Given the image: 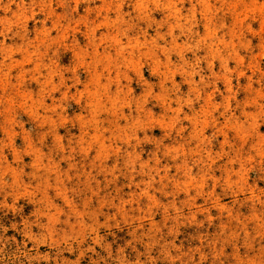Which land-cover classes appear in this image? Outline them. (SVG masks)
<instances>
[{"label": "rangeland", "instance_id": "rangeland-1", "mask_svg": "<svg viewBox=\"0 0 264 264\" xmlns=\"http://www.w3.org/2000/svg\"><path fill=\"white\" fill-rule=\"evenodd\" d=\"M0 264H264V0H0Z\"/></svg>", "mask_w": 264, "mask_h": 264}]
</instances>
